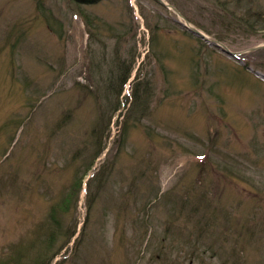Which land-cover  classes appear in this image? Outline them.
<instances>
[{
	"label": "rangeland",
	"instance_id": "1",
	"mask_svg": "<svg viewBox=\"0 0 264 264\" xmlns=\"http://www.w3.org/2000/svg\"><path fill=\"white\" fill-rule=\"evenodd\" d=\"M164 1L236 56L156 0H0V264H264V0Z\"/></svg>",
	"mask_w": 264,
	"mask_h": 264
},
{
	"label": "trees",
	"instance_id": "2",
	"mask_svg": "<svg viewBox=\"0 0 264 264\" xmlns=\"http://www.w3.org/2000/svg\"><path fill=\"white\" fill-rule=\"evenodd\" d=\"M79 1L82 2L83 4H85L86 7H88L92 3H95V2H97L99 0H79ZM86 4H88V5H86ZM80 7H81V5H80ZM80 14L83 15L84 12L81 11ZM90 16L91 15L86 17V15H84L85 19H88V17H90ZM87 22H88V20H87ZM89 25L92 26L91 24H89ZM93 25L95 27H97V25L95 23ZM114 52H115L114 53V60H115V62L117 64V66H118L119 72H118L117 76H115L113 79H110V84L114 83L115 86L117 85L119 87L120 85L123 86L125 80L130 75V72H131V70L133 68L134 60L132 61V58H131V59H128V61L126 62L125 59L122 58L119 45H117L115 47ZM135 93H136V97H138V96L139 97H143V95L142 94L140 95V92H138V86L136 87ZM54 218L56 220L55 215H53V219ZM51 260H52L51 256H45L42 262L39 261L36 264H50Z\"/></svg>",
	"mask_w": 264,
	"mask_h": 264
},
{
	"label": "water",
	"instance_id": "3",
	"mask_svg": "<svg viewBox=\"0 0 264 264\" xmlns=\"http://www.w3.org/2000/svg\"><path fill=\"white\" fill-rule=\"evenodd\" d=\"M159 1L161 4L165 5L166 7L172 9L175 13H177V15L184 21V25L191 31L193 32L195 35L205 39L206 41L216 45L217 47L221 48L223 51H225L226 53H228L229 55H232L233 53L225 46V44H223L221 41L213 38V37H209L207 35H205L203 32H201L199 29H197L195 26L191 25L190 22L181 14V12L174 6L169 5L167 3H165L163 0H157ZM261 47L264 46H258V47H254L251 48L250 50H255V49H259Z\"/></svg>",
	"mask_w": 264,
	"mask_h": 264
},
{
	"label": "bare ground",
	"instance_id": "4",
	"mask_svg": "<svg viewBox=\"0 0 264 264\" xmlns=\"http://www.w3.org/2000/svg\"><path fill=\"white\" fill-rule=\"evenodd\" d=\"M47 258V257H46Z\"/></svg>",
	"mask_w": 264,
	"mask_h": 264
}]
</instances>
